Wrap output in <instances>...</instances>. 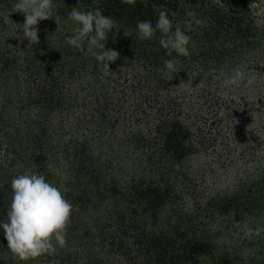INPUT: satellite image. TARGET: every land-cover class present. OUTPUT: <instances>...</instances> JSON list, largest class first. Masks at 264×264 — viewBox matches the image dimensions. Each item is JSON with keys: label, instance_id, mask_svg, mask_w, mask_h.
I'll return each mask as SVG.
<instances>
[{"label": "trees", "instance_id": "trees-1", "mask_svg": "<svg viewBox=\"0 0 264 264\" xmlns=\"http://www.w3.org/2000/svg\"><path fill=\"white\" fill-rule=\"evenodd\" d=\"M17 0H0V222L7 220L11 180L38 173L72 204L66 246L21 260L0 228V264H264V241L235 238L234 222L264 220V156L233 189L209 192L192 161L222 139L201 95L178 88L180 78L213 83L264 53V32L246 0H54L38 21V43L23 37ZM115 19L105 50L119 53L105 72L75 35L72 8ZM166 9L191 37L188 57L168 55L161 33L138 37L137 22ZM195 13L198 24L186 20ZM19 24V25H14ZM127 33V35H125ZM177 58L179 72L164 61ZM224 160V159H223ZM230 243L220 248L219 237ZM55 243V242H53ZM102 253V256L99 255Z\"/></svg>", "mask_w": 264, "mask_h": 264}, {"label": "clouds", "instance_id": "clouds-1", "mask_svg": "<svg viewBox=\"0 0 264 264\" xmlns=\"http://www.w3.org/2000/svg\"><path fill=\"white\" fill-rule=\"evenodd\" d=\"M15 8L24 14L25 19L22 25H14L22 28L23 37L30 44L38 43V29L35 26L38 21L51 18L54 0H17ZM68 17L77 24V28L75 35L66 37L65 42L76 48H81L86 43L96 60L102 62L105 72H110L109 64L117 60L119 53L105 50L104 42L108 33L115 28V19L103 16L97 9L82 11L78 7L72 8ZM136 27L138 37L143 40L152 39L159 30V43L168 50V55L172 51L182 57L190 55L188 46L191 37L178 26L173 31V23L166 9L158 11L155 27L151 21H138ZM178 64L177 58L167 59L164 61V68L173 76L181 70ZM258 80L255 72H245L237 67L223 80V85L225 88L250 87ZM181 85L195 88L190 80ZM10 187L12 196L7 220L0 222L7 248L19 259L29 260L54 252L57 245L65 247L72 204L64 197L63 191L38 173L19 174L11 180Z\"/></svg>", "mask_w": 264, "mask_h": 264}, {"label": "rangeland", "instance_id": "rangeland-1", "mask_svg": "<svg viewBox=\"0 0 264 264\" xmlns=\"http://www.w3.org/2000/svg\"><path fill=\"white\" fill-rule=\"evenodd\" d=\"M246 5L255 15V19L247 18L244 21L246 28L251 33L256 29L264 32V0H246ZM186 22L200 25L195 13H191ZM261 43H264V36ZM252 66L256 71L264 70V53ZM242 70L246 72V66ZM258 77V82L250 87L228 88L223 85V80L227 77H219L213 83L190 80L195 88L181 85L189 82L188 77L179 80V90L188 96L201 95L202 100L206 102L205 108L220 112L213 121L206 123L215 125L222 139L216 144L211 143V139L208 144L206 141L205 148H208V152L214 148L217 151H225V156L213 166H210V158L207 159L203 155L196 156L192 161L196 180L198 182L203 180L209 192L231 191L235 181L252 171L259 159L264 156V76ZM230 231L235 238H246L253 243L260 238L264 241V220H259L255 224L249 221L234 222ZM231 241L228 235H223L216 244L220 248L224 243ZM99 255L102 256V253Z\"/></svg>", "mask_w": 264, "mask_h": 264}]
</instances>
